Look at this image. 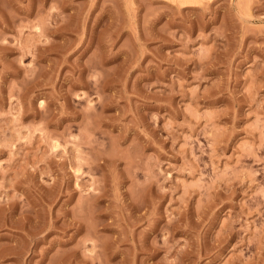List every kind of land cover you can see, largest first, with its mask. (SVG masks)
I'll list each match as a JSON object with an SVG mask.
<instances>
[{
  "label": "rangeland",
  "instance_id": "rangeland-1",
  "mask_svg": "<svg viewBox=\"0 0 264 264\" xmlns=\"http://www.w3.org/2000/svg\"><path fill=\"white\" fill-rule=\"evenodd\" d=\"M0 264H264V0H0Z\"/></svg>",
  "mask_w": 264,
  "mask_h": 264
}]
</instances>
